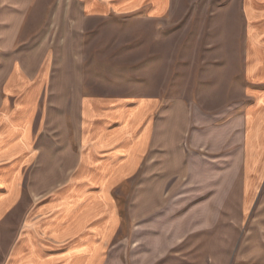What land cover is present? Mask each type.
<instances>
[{"label": "rangeland", "instance_id": "rangeland-1", "mask_svg": "<svg viewBox=\"0 0 264 264\" xmlns=\"http://www.w3.org/2000/svg\"><path fill=\"white\" fill-rule=\"evenodd\" d=\"M3 2L19 16L20 40L58 32L74 47L82 46L74 53L93 94L159 98L150 149L135 172L109 187L111 203L99 218L113 210L117 231L95 264H264V193L237 235L217 217L220 188H207L215 176L238 181L235 165L226 167L243 146L236 121L246 80L239 0H169L171 8L160 19L138 13L92 20L82 39L80 26L72 22L81 17L73 0ZM57 19L59 25L51 27ZM52 157L44 152L43 163L23 169L28 182L41 184L23 185L20 200L0 220V264L28 222L40 229L45 216L38 213L55 194L70 191V179L81 182L89 176L67 169L73 159L78 167L81 155L61 152L59 171L52 168ZM56 178L60 184L50 185ZM8 189L18 191L16 185ZM212 199V205L206 203ZM93 227L87 246L79 250L91 254L90 264L101 251L97 237L110 229ZM38 233L45 260L61 264L66 247L52 245L42 229Z\"/></svg>", "mask_w": 264, "mask_h": 264}, {"label": "crops", "instance_id": "crops-1", "mask_svg": "<svg viewBox=\"0 0 264 264\" xmlns=\"http://www.w3.org/2000/svg\"><path fill=\"white\" fill-rule=\"evenodd\" d=\"M73 1L81 12L76 22L72 20L80 26L81 39L92 20L138 13L147 15V20L160 19L171 8L169 0ZM5 4L0 0V220L20 200L21 187L31 182L23 176V169L43 163L44 152L56 156L51 159L56 171L62 168L61 152L81 155L78 167L73 159L67 169H79L89 176L81 182L70 179V191L53 196L38 213L45 216L40 229L37 223L28 222L4 264H49L39 238L41 229L51 236L52 245L66 247L59 255L61 264H90L91 254L79 252L87 246L88 233L93 226L110 227L107 234L97 237L101 251L95 264L117 231L118 217L113 210L99 218L111 203L109 187L135 172L150 149L156 127L151 119L159 98L93 94L80 56L74 53L82 46L74 47L71 39H61L58 32L20 40L22 23L17 22L16 10L8 12ZM239 6L246 80L236 121L243 146L241 155L226 167L230 170L235 165L238 181L232 184L228 176H215L207 183V188H220L217 217L225 219L223 225L237 235L246 213L264 193V0H239ZM57 22L59 19L51 27L59 25ZM36 184L41 182H31ZM49 184L59 185V179ZM10 185H16L18 191L10 192ZM208 193L215 195V191ZM206 203L212 205L214 199Z\"/></svg>", "mask_w": 264, "mask_h": 264}]
</instances>
